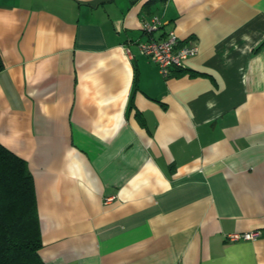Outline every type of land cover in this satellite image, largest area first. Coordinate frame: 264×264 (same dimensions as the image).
<instances>
[{"label":"crops","instance_id":"crops-1","mask_svg":"<svg viewBox=\"0 0 264 264\" xmlns=\"http://www.w3.org/2000/svg\"><path fill=\"white\" fill-rule=\"evenodd\" d=\"M0 143L45 264H264V0H0Z\"/></svg>","mask_w":264,"mask_h":264},{"label":"trees","instance_id":"trees-1","mask_svg":"<svg viewBox=\"0 0 264 264\" xmlns=\"http://www.w3.org/2000/svg\"><path fill=\"white\" fill-rule=\"evenodd\" d=\"M42 245L32 172L0 143V264H45Z\"/></svg>","mask_w":264,"mask_h":264},{"label":"built area","instance_id":"built-area-1","mask_svg":"<svg viewBox=\"0 0 264 264\" xmlns=\"http://www.w3.org/2000/svg\"><path fill=\"white\" fill-rule=\"evenodd\" d=\"M161 24L160 18L155 16L150 20H144L142 28L144 31L153 32ZM139 46L143 54L151 57L158 64L160 72L164 75H168L172 67L183 66L189 57L196 55L199 51L198 43L193 38L189 37L182 40L174 30H170L165 38H150L147 41L139 43ZM259 236V230L229 234V238L232 241L240 239L254 240Z\"/></svg>","mask_w":264,"mask_h":264},{"label":"rangeland","instance_id":"rangeland-1","mask_svg":"<svg viewBox=\"0 0 264 264\" xmlns=\"http://www.w3.org/2000/svg\"><path fill=\"white\" fill-rule=\"evenodd\" d=\"M151 58V57H150ZM152 59V58H151ZM153 60V59H152ZM154 61V60H153ZM155 62V61H154ZM157 64V63H156ZM157 66H158V64H157ZM159 67V66H158Z\"/></svg>","mask_w":264,"mask_h":264}]
</instances>
